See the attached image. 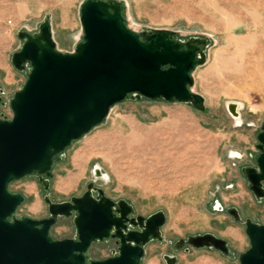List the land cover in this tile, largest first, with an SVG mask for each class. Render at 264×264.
<instances>
[{
  "label": "rangeland",
  "instance_id": "374dc122",
  "mask_svg": "<svg viewBox=\"0 0 264 264\" xmlns=\"http://www.w3.org/2000/svg\"><path fill=\"white\" fill-rule=\"evenodd\" d=\"M83 1L0 0V118H12L9 102L30 71H17L11 62L24 43L18 33L35 34L48 19L58 49L73 52L83 35ZM119 1L133 31L167 30L184 43L209 40L191 88L204 97L206 109L137 97L113 106L102 125L74 141L53 165L48 189L35 175L10 184V192L25 199L14 216L45 219L46 198L67 202L93 184L115 202L130 204L134 216L164 212L163 240L146 246L141 264H167L166 255L175 256V264H240L239 255L250 248L244 222L264 224V199L255 198L243 174L256 167L264 125V0ZM228 104L241 105L239 125ZM96 167L109 178H95ZM208 233L226 241L228 255L178 244ZM50 234L74 238L73 218L60 217ZM114 246L94 243L87 257L106 258Z\"/></svg>",
  "mask_w": 264,
  "mask_h": 264
},
{
  "label": "water",
  "instance_id": "95a60500",
  "mask_svg": "<svg viewBox=\"0 0 264 264\" xmlns=\"http://www.w3.org/2000/svg\"><path fill=\"white\" fill-rule=\"evenodd\" d=\"M124 9L119 0H84L79 11L83 35L73 52L58 49L48 19L35 34L18 33L24 43L11 62L17 71L28 67L30 71L9 102L12 118H0V264H141L146 246L163 240L164 212L131 217L130 204L115 202L93 184L67 202L46 198L49 216L42 220L17 219L14 213L25 199L9 190L12 182L31 175L48 189L52 167L65 150L102 125L112 107L130 97L185 103L205 111L204 97L191 88L193 72L206 61L209 40L195 37L184 43L167 30L133 31L127 27ZM227 108L238 115L236 104ZM257 141L256 167L245 168L243 174L260 201L264 125ZM104 176L99 172L94 177ZM230 213L240 220L236 209ZM60 217L73 218L74 238L51 236ZM130 225L138 229H129ZM244 225L250 248L239 255V263L264 264V224L247 219ZM110 239L118 244L110 256L87 257L92 244ZM183 243L229 254L226 241L209 233L178 242ZM164 260L175 264L177 258L166 255Z\"/></svg>",
  "mask_w": 264,
  "mask_h": 264
},
{
  "label": "bare ground",
  "instance_id": "6f19581e",
  "mask_svg": "<svg viewBox=\"0 0 264 264\" xmlns=\"http://www.w3.org/2000/svg\"><path fill=\"white\" fill-rule=\"evenodd\" d=\"M240 106H241L240 104H237V108H236V110H237L238 115L233 116L235 122L237 123V125H239V124L241 123V121H240V120H241V117H240V113H239ZM234 154H235V153H234ZM98 170H99V172H101L100 167H98ZM99 172H98V171H95V175H99ZM101 173H102V172H101ZM108 178H109V177H108L107 174H105V176L103 177V179H105V180H107ZM219 206H220V209H223L221 205H219Z\"/></svg>",
  "mask_w": 264,
  "mask_h": 264
},
{
  "label": "flooded vegetation",
  "instance_id": "af4514ba",
  "mask_svg": "<svg viewBox=\"0 0 264 264\" xmlns=\"http://www.w3.org/2000/svg\"><path fill=\"white\" fill-rule=\"evenodd\" d=\"M238 214H239V213H238ZM131 217H136V216L132 215ZM129 229L135 230V229H138V227H133V226L130 225ZM109 241L114 242V245H115V246L112 248V251H113V250H117V248H118V244L116 243L117 240H116V239H110ZM109 241H107V242H109Z\"/></svg>",
  "mask_w": 264,
  "mask_h": 264
}]
</instances>
